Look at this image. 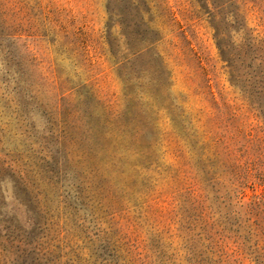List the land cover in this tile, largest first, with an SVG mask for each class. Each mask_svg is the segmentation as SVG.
<instances>
[{"label": "rangeland", "instance_id": "obj_1", "mask_svg": "<svg viewBox=\"0 0 264 264\" xmlns=\"http://www.w3.org/2000/svg\"><path fill=\"white\" fill-rule=\"evenodd\" d=\"M0 264H264V0H0Z\"/></svg>", "mask_w": 264, "mask_h": 264}]
</instances>
